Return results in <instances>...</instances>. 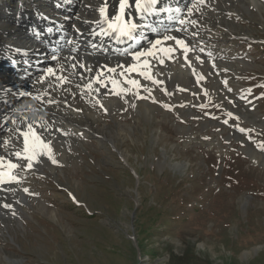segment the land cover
<instances>
[{"label":"rangeland","instance_id":"374dc122","mask_svg":"<svg viewBox=\"0 0 264 264\" xmlns=\"http://www.w3.org/2000/svg\"><path fill=\"white\" fill-rule=\"evenodd\" d=\"M6 1L0 18L19 3L20 11L42 3ZM257 1L262 7L216 0L215 12L201 10L225 20L211 30L225 47L221 80L206 75L198 91L166 81L151 93L156 103L124 101L118 111L99 102L108 138L73 137L55 165L52 149L41 148L45 165L24 177L32 182L27 197L12 194L19 211L0 206V264H264V0ZM6 28L0 63L12 51ZM147 100L155 105L148 110ZM24 111L15 106L0 133H12ZM117 124L124 139L113 142Z\"/></svg>","mask_w":264,"mask_h":264},{"label":"bare ground","instance_id":"6f19581e","mask_svg":"<svg viewBox=\"0 0 264 264\" xmlns=\"http://www.w3.org/2000/svg\"><path fill=\"white\" fill-rule=\"evenodd\" d=\"M40 1L42 3L36 4L29 9L30 11L25 6L20 11L19 6L23 5L19 3L16 5L17 9L11 12L10 20L6 19V16L0 18V30L6 26L7 28L4 29L6 38L8 39L9 36L13 38L11 48H9L10 45L7 46L9 50H12L8 52L9 57L0 63V125L6 124L14 117L12 110L15 106H23L25 110L17 119L18 125L16 124L12 133H0V145L3 143V136L8 137L5 149L0 147V156L4 157L5 163L10 160L20 165L11 170L17 177V181L0 183V206L9 204L14 212L16 209L19 210L12 194L15 195H13L15 199L23 202L21 198L27 197L24 189H28L27 192L32 189V182L24 177L33 173L35 169H38L37 167H40V163L44 162V158L39 153L33 159L31 169L27 167L28 161L23 160L24 156L31 154L23 151V138L20 136L21 131H27L28 124H32L45 141H51L50 147L56 160L59 161L69 155L61 144L66 141L72 143L75 139L73 137L86 138L93 135L100 140L108 138L104 134L107 123L102 120L101 113L96 107L97 101L102 103L104 109L118 111L124 107L118 103L124 101L136 103L140 100L132 94L137 89H130L127 94L121 93L120 96L107 94L112 87L111 84L104 88L94 80L96 72L100 70L98 66L107 64L114 67L125 61L131 63L128 53L150 48L151 42L165 35L185 39L194 51L189 53L190 62L185 61L180 50L175 52L172 60L165 59L164 65H160L158 60L152 57H145L151 60L152 72L155 78L163 81V84L170 81L176 86L191 85L194 88L198 85L202 90L200 79L197 82L198 78L209 75L212 82L221 80L219 71L224 66L222 62L224 55L221 50L225 47L221 50L216 47L211 30L219 26L224 27L225 20L215 14L206 16L201 11L208 8L206 13L215 12L213 7L216 0H157L155 4H150L149 0H140V7L136 6V0H127L128 6L123 13L120 12L119 0H69V3L64 5L65 11L62 3L67 0H58L61 2L60 5L56 3L51 5L47 0ZM72 1L73 9L69 8ZM237 1L244 3L246 0ZM249 1L250 4H254V7H262L257 0ZM5 4L11 7L10 0H7ZM41 4L42 7H40ZM53 6L58 8L61 6V8L58 11ZM102 8L103 13L100 11ZM41 10H48V12L43 13ZM32 16L34 17L30 22ZM116 16H120V19L116 20ZM16 18L23 19L16 21ZM181 20L184 21L183 24L180 23ZM192 21H195V24ZM38 23L42 25V28L44 27L45 31L44 33L41 31L42 34L39 33V29H35ZM109 23L118 30H131L134 38L118 39V33L108 28ZM132 25H135L134 29ZM102 28L106 30V33L101 31ZM58 29H65L69 35L53 34ZM165 45L175 46L174 41H162L157 49H152L157 57L163 58V53L158 49ZM201 48L203 52L200 51ZM1 56L3 54H0V59ZM196 56H199L203 63L197 61ZM81 63L94 70L85 71L79 67ZM73 65L75 67L70 68ZM139 67L138 64V70ZM48 68H52L55 75H49ZM132 75L136 76L135 73ZM110 76L111 74L106 73L104 79L107 80ZM62 77H67V81L58 79ZM117 78L123 83V78ZM136 78L140 79L147 88V90L139 89L140 95H148L149 90L151 93H156L159 87L163 86V84L154 85L141 77ZM90 82L92 89L87 88ZM41 85L44 87L40 88ZM123 87L130 88L127 84H123ZM199 89L194 88L193 91ZM116 91H120V88L117 87ZM9 101L11 106L8 105ZM4 105L6 106L3 108ZM148 106L152 108L155 105L147 100L146 110ZM110 136L113 142L115 139H124V128L121 124L111 128ZM41 148L43 147L38 146L37 152L41 151ZM17 152L21 153V158L15 155ZM31 194L29 193V196ZM6 211L0 208V218L7 216Z\"/></svg>","mask_w":264,"mask_h":264},{"label":"snow or ice","instance_id":"6c2138e0","mask_svg":"<svg viewBox=\"0 0 264 264\" xmlns=\"http://www.w3.org/2000/svg\"><path fill=\"white\" fill-rule=\"evenodd\" d=\"M156 2L157 0H149L150 4H155ZM119 5H120V12L123 13L124 9L128 6L127 0H119ZM136 6L140 7V0H136ZM100 11L101 13H103L104 9L102 8ZM119 19H120V16H116V20H119ZM180 23L183 24L184 21L181 20ZM192 23L195 24V21H192ZM108 28L112 30L113 32L118 33L117 35L118 39L121 37H127L128 39L134 38L132 36L131 30L129 31L118 30L113 27L112 23H109ZM132 28L134 29L135 25H132ZM101 31L106 33V30H104L103 28L101 29ZM177 31H180V29H177ZM162 41L163 42L174 41V45H175V46L165 45V47L158 49L161 53H163V58L157 57L156 53L152 51V49H157L158 46L162 44ZM178 50L181 51L185 61H189V53L194 51V48L190 45L188 41H186L183 38L171 36V35H165L162 38H158L155 41L151 42L150 48L137 50L135 52L128 53V55L131 57V60H132L131 63H128L127 61H125V63H118L114 67H111L107 64L98 66L100 70L96 72L94 76V80L96 83L100 84V86L104 88H107L108 85L111 84L112 87L107 93L109 95L114 94V95L120 96L121 93L127 94V92L130 91V89H137V91L133 92L132 94L135 95L138 99H150L151 98L153 102L156 103L157 101L151 96L150 90H149V96L145 97V96L140 95L138 90L141 88H145L147 90V88H146V85L142 84L140 79H137L136 77H141L143 78V80L150 81L152 84L157 85V86L163 84L162 80L155 78L152 72L153 65L151 63V60L146 59L145 57L146 56L152 57V59L158 60V63L160 65H164L165 59L172 60L174 58L175 52ZM200 51L203 52V49L201 48ZM195 59L203 63V61L201 60L199 56H196ZM138 64L140 65L139 70H138ZM73 67H75V65H73ZM79 67L84 69L87 72H92L94 70L92 67H89L83 63H81ZM47 73L49 75H55L52 68H48ZM106 73L111 74V76L107 78V80L104 79ZM133 73L136 74L135 77L132 75ZM117 77L123 78V83H121V81ZM58 79L67 81V77H62ZM199 79H203V77H199L197 82H199ZM123 84L129 85L130 88H124ZM117 87L120 88V91H116ZM87 88L92 89L91 82L87 84ZM96 91H99V89H96ZM97 103H99V101H97ZM100 106L103 107L102 104ZM163 107H165L166 109L169 108V106L166 104L163 105ZM105 111H107V109H105ZM225 123H227V121H225ZM239 130L242 133L245 131V129L243 128H240ZM20 136L23 138V144H24L23 151L25 153H31L30 155L23 157V159L28 161L27 167L31 169L33 166L32 161L33 159L36 158L38 154L37 153L38 146H42L43 148H46L49 151H51V148H50L51 141H45L42 135L37 132V130L32 126V124H28L27 131H21ZM30 141H31V144H30ZM15 155L18 158H21L20 152L15 153ZM39 155H44V153L40 152ZM48 159L51 160L53 164L58 163L57 160L52 156H49ZM18 167H20V165L16 163H12L10 160L7 161V163H5L4 157L0 156V169H5V171H0V183H10L13 181H17V177L12 174L11 170H14ZM24 191L27 192L28 189H24ZM3 206L5 208L11 207V205L9 204H4Z\"/></svg>","mask_w":264,"mask_h":264}]
</instances>
